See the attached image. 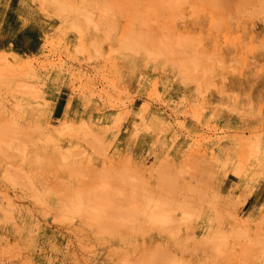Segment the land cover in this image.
<instances>
[{
    "label": "rangeland",
    "instance_id": "obj_1",
    "mask_svg": "<svg viewBox=\"0 0 264 264\" xmlns=\"http://www.w3.org/2000/svg\"><path fill=\"white\" fill-rule=\"evenodd\" d=\"M169 1L0 0V264H264V0Z\"/></svg>",
    "mask_w": 264,
    "mask_h": 264
},
{
    "label": "bare ground",
    "instance_id": "obj_2",
    "mask_svg": "<svg viewBox=\"0 0 264 264\" xmlns=\"http://www.w3.org/2000/svg\"><path fill=\"white\" fill-rule=\"evenodd\" d=\"M154 1H156V0H154ZM159 1V0H158ZM161 1V0H160ZM163 1V0H162ZM168 1V4L171 6V3H173V1H169V0H167ZM182 1H186V0H182ZM198 1H200V0H198ZM201 1H203V0H201ZM206 1V0H205ZM210 1V0H209ZM235 1H239V0H235ZM242 1H244V0H242ZM133 2V1H132ZM178 2V1H177ZM246 2H248V1H246ZM157 3V2H156ZM167 3V2H166ZM180 3V2H179ZM185 3H187V2H185ZM204 3H206V2H204ZM214 3H215V1H214ZM217 3V2H216ZM215 3V4H216ZM239 3V2H238ZM154 4V3H153ZM182 4H184V2L182 3ZM182 4H181V6H182ZM207 4H208V1H207ZM214 4V5H215ZM224 4V3H223ZM225 4H227V3H225ZM156 5V4H155ZM165 5V4H164ZM169 5H168V7H169ZM186 5V4H185ZM204 5V4H203ZM219 5V4H218ZM222 5V4H221ZM221 5H219V7L221 6ZM44 6V5H43ZM151 6V5H150ZM167 6V5H166ZM180 6V7H181ZM184 6V5H183ZM172 7H174V6H172ZM217 7V6H216ZM218 7V8H219ZM221 7H223V6H221ZM223 9H226V8H223ZM235 11H238L239 12V9L238 10H235ZM226 12V11H225ZM233 16H235V15H233ZM237 16V15H236ZM249 18V17H248ZM218 23V22H217ZM220 24V23H219ZM263 25V24H262ZM4 41V40H3ZM5 42V41H4ZM2 43V42H1ZM28 51V50H27ZM31 55V54H30ZM29 56V55H28ZM32 56V55H31ZM5 66V65H4ZM25 67V66H24ZM5 75V74H4ZM3 75V76H4ZM21 77V76H20ZM22 77H24L23 75H22ZM20 84V83H19ZM25 84V83H24ZM17 85V84H16ZM26 85V84H25ZM22 86V85H21ZM18 87V86H17ZM70 98V97H69ZM73 100V99H72ZM72 103V102H71ZM70 106V105H69ZM56 118V117H55ZM8 124V123H7ZM67 125H69L67 122H65V123H63V124H61V128L62 129H66L67 128ZM22 132V131H21ZM0 137L1 138H6L7 136H6V134H5V132H1L0 133ZM249 139V138H248ZM249 141H250V139H249ZM251 142V141H250ZM248 145V144H247ZM246 145V146H247ZM245 146V147H246ZM247 148V147H246ZM256 148V147H255ZM249 149V148H248ZM254 149V148H253ZM244 150V149H243ZM245 151V150H244ZM246 152V151H245ZM241 154V153H240ZM245 155H247L246 153H245ZM250 156V155H249ZM249 156H247V159H248V157ZM37 157H39V156H37ZM249 158H251V157H249ZM30 161V160H29ZM244 162H245V160H244ZM249 163V162H248ZM247 164V163H246ZM242 173V172H241ZM260 177H262V174L260 175V176H258V178H260ZM102 181L103 182H105L106 184H109V185H114V182H115V180L113 179V177L110 175V176H108V175H102ZM226 180V179H225ZM126 182H128V180L127 179H123L122 180V182H121V185L123 186V185H125V183ZM124 183V184H123ZM129 183V182H128ZM133 185V184H132ZM133 186H135V185H133ZM248 186H250L249 187V189L250 190H248V191H246L247 192V196L249 195V194H251L252 193V191H253V186L251 185V184H249ZM252 186V187H251ZM55 188H56V186H55ZM84 188H86V187H84ZM87 189V188H86ZM139 189H142L143 191H146L147 193L149 192V189L147 188V186L145 185V184H142L141 182L139 183ZM135 194L137 195L138 194V192H137V190H135ZM152 195H155V194H152ZM239 195V194H238ZM155 196H157V195H155ZM154 196V197H155ZM246 196V197H247ZM62 197V196H61ZM67 197V196H66ZM41 198V197H40ZM263 198V197H262ZM45 199V198H44ZM69 199V198H68ZM241 199V198H240ZM255 200V199H254ZM84 202H86L85 204L84 203H80V201H79V199L78 200H72L71 202H70V205H71V207H72V209H73V212H76V213H78V214H83L82 216H84V217H89V218H91L92 220H94V221H96V223H99V224H101V226L102 225H104V226H106V227H114V225H116V224H119L123 219H126L125 218V216L124 217H121V218H116V217H112V218H105L104 216H101V214L99 213V210L98 209H95L94 207L95 206H92L91 205V201H90V199H88V198H86V200L84 201ZM245 202V201H244ZM260 202V201H259ZM245 203H247V199H246V202ZM243 205V204H242ZM147 209H145L144 210V213L146 214V216H148L149 217V219L151 220V222L152 223H155V224H157V225H168V224H170L172 221V219H170V216H171V209L173 208V207H175L174 206V204H173V201H166V200H163V199H161L160 197H155V202H152V201H150V202H147ZM251 206V205H250ZM256 206V205H255ZM259 206V205H258ZM67 207V209H68V207L69 206H66ZM251 207H253V206H251ZM49 208V207H48ZM64 208V207H63ZM246 208V207H245ZM67 209H64V210H67ZM185 209V211H184V215H185V217H190L191 215H192V210H190V207L188 208L187 206L184 208ZM192 209V208H191ZM241 209V208H240ZM243 209V208H242ZM241 209V210H242ZM255 209H256V207H255ZM69 210H70V208H69ZM247 210V209H246ZM68 211V210H67ZM66 211V212H67ZM55 212V211H54ZM66 212H65V214H66ZM70 212L72 213V211L70 210ZM69 212V213H70ZM78 216V215H77ZM67 219V218H66ZM127 220V219H126ZM59 221H62V220H59ZM67 221V220H66ZM63 222V221H62ZM71 223H74V222H72V221H70ZM123 222V221H122ZM127 223V222H126ZM116 227V226H115ZM263 228V227H262ZM259 234V233H258ZM257 235V234H256ZM239 239V238H238ZM220 247V246H219ZM218 252V251H217ZM218 254V253H217ZM221 255V254H220ZM171 260L170 259H167V258H165L164 256H162V255H157L156 257H153L152 258V260H151V262L149 263V264H171V262H170ZM146 263V262H145ZM143 264V263H142ZM147 264H148V262H147Z\"/></svg>",
    "mask_w": 264,
    "mask_h": 264
}]
</instances>
